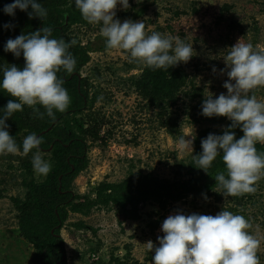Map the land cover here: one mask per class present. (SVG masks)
Here are the masks:
<instances>
[{"label":"rangeland","instance_id":"obj_1","mask_svg":"<svg viewBox=\"0 0 264 264\" xmlns=\"http://www.w3.org/2000/svg\"><path fill=\"white\" fill-rule=\"evenodd\" d=\"M143 2L149 7L134 21L144 22L145 33L180 37L192 44L193 56L187 63L178 64L183 82H179L176 95L156 102L151 101L149 93L136 91L132 84L145 67L142 61L133 60L127 51L119 49L89 54V63L81 69L80 76L89 84L88 96L96 100L87 104L82 118L85 125L101 124L100 135L105 137L102 142L87 138L88 166L72 183L75 194H87L103 181L118 183L129 171L152 173L169 180L186 178L193 153L179 148L178 137L188 139L191 138L188 135L196 136L204 128H224L228 121L224 116L201 115L205 97L227 93L223 87L228 79L223 58L228 48L241 39L251 43L254 50L264 51V0H141L140 3ZM129 4L127 10L117 5L116 18L125 12L132 13L134 4L139 3L129 0ZM70 6H74V0H70ZM100 28V24L90 23L86 28L76 26L72 39L85 45L86 41L102 36ZM220 69H225V73ZM256 98L264 102V86L259 87ZM11 155L15 154H0V264H35L31 259L32 247L18 238L16 212L9 201L10 197L22 198L25 191L18 163ZM33 177L40 180L43 176L33 171ZM255 187L250 197L247 193L238 195L243 197L241 200L236 196L224 197L219 190L218 201L213 196L195 200L187 196L164 210L149 203L140 207L138 221L117 216L114 210H93L86 217L69 214L60 231L66 262L106 264L113 257L125 264H152L147 242L159 246L157 237L164 235L160 226L168 215L176 212L215 215L224 208L248 220L251 225L248 231L260 241L259 264H264L262 178ZM77 222H82L86 229L76 230L73 224Z\"/></svg>","mask_w":264,"mask_h":264},{"label":"clouds","instance_id":"obj_2","mask_svg":"<svg viewBox=\"0 0 264 264\" xmlns=\"http://www.w3.org/2000/svg\"><path fill=\"white\" fill-rule=\"evenodd\" d=\"M140 3L141 0H136ZM82 18L90 24H100V33L109 49L125 50L133 60H139L152 69H167L180 62L187 63L193 56L192 44L180 37L165 36L158 32L145 33L143 21L116 18V8H130L129 0H74ZM29 6L31 11H28ZM27 12L28 17L43 20L47 10L39 0H13L3 7V12L14 16L15 10ZM4 28L12 27L5 23ZM52 29L42 27L33 32L22 33L9 38L4 51L14 57L21 55L23 67L15 64H0V89L11 97L0 108V154H16L21 151L6 121L23 106L32 109L39 118L46 114L55 119V111L64 112L70 104V96L63 87L64 81L57 76L63 70L73 72L76 60L69 48L76 40L65 42L51 38ZM224 56L226 75L223 87L227 93L215 98L210 94L201 103V115L205 117L224 116L231 123L222 134L209 133L201 139L202 151L193 155L195 168L207 173L218 155L225 166V172L213 177L216 185L223 189L224 197L238 196L256 191L255 184L264 176V153H258L255 145L264 143V102L250 91L264 86V51L253 49L251 43L237 42L230 46ZM225 69H220L225 73ZM216 72L215 67L212 68ZM40 105L44 112H40ZM239 127L243 135L236 138L233 129ZM186 139L178 137L181 150L193 153L195 136ZM42 138L36 133L28 134L22 141V152H32L34 173L46 176L50 163L40 152ZM35 150V151H33ZM207 199V197H205ZM248 220L240 214L222 209L215 215L176 212L168 215L161 223L163 236H158L159 246L151 241L152 264H259L257 249L260 241L248 229Z\"/></svg>","mask_w":264,"mask_h":264},{"label":"trees","instance_id":"obj_3","mask_svg":"<svg viewBox=\"0 0 264 264\" xmlns=\"http://www.w3.org/2000/svg\"><path fill=\"white\" fill-rule=\"evenodd\" d=\"M12 2L13 0H0V64H15L21 68L24 65L22 55L17 58L11 52L4 51V44L9 38L42 27H50L51 38L69 42L72 40L73 28L89 26L75 5L70 6V0H39L47 10V16L43 20L36 17L30 19L27 12L19 9L15 10L14 16L4 13V5ZM148 7L147 2L134 4L133 12L122 13L119 19L122 22L127 18L134 21ZM28 11H31L30 6ZM5 23L11 24L12 27L4 28ZM108 50L110 49L105 46L103 36H96L93 41H86L85 45H82L80 40H76L75 45L69 48L76 60L73 72L70 74H66L63 70L57 72L58 78L64 81L63 87L70 96L67 109L62 113L54 110L55 119H51L46 114L43 118H39L31 108L23 106L22 111L13 113L6 121L10 135L21 147V151L11 157L18 163L21 186L25 190L22 198L10 197L9 201L16 212L18 238L32 247L31 259L35 264H67L60 231L69 214L86 217L93 210L109 212L114 210L117 216L122 215L124 219L138 221L140 207L146 204L154 203L159 209L164 210L168 205L180 202L187 196H191L193 200L213 196L218 201L219 190L223 192V189L216 185L213 177L217 172L226 171L220 155L212 162L207 173L195 168L192 159L184 179L169 180L159 178L152 173L129 171L122 181L100 182L87 194L79 195L72 191L74 179L88 166L87 138L91 137L94 142H102L105 137L100 135L101 124L96 122L84 124L83 112L88 109L87 104L96 98L88 96L89 84L80 76V72L89 63L90 53ZM181 73L182 69L178 64L167 69H152L145 66L132 84L136 91L142 94L144 91L149 93L151 101H164L176 95L175 92L183 82L180 79ZM167 75L170 77L167 78ZM150 85L151 87H148ZM259 87L251 90L249 95L257 96ZM9 99L15 98L0 89V108L4 107ZM36 107L40 112L45 111L40 105ZM230 123L231 121L228 120L224 128ZM224 128L199 130L193 141V155L202 151V138H206L209 133L222 134ZM233 131L237 139L243 135L239 127ZM30 133H36L42 138L39 149L45 155L43 158L51 165L48 174L40 180L33 177L32 152L27 155L22 152V141ZM255 147L258 153H264V143H257ZM261 178L264 181V176ZM247 195L251 196L250 193ZM235 198L243 199L242 196ZM118 224L121 222L119 221ZM73 227L76 230L86 229L82 222L73 224ZM92 232L95 233V230ZM122 261L110 257L106 264H125Z\"/></svg>","mask_w":264,"mask_h":264},{"label":"built area","instance_id":"obj_4","mask_svg":"<svg viewBox=\"0 0 264 264\" xmlns=\"http://www.w3.org/2000/svg\"><path fill=\"white\" fill-rule=\"evenodd\" d=\"M91 258H92V259H96V256H95V255H91Z\"/></svg>","mask_w":264,"mask_h":264}]
</instances>
